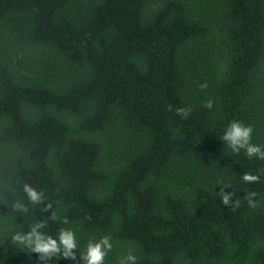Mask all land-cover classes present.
<instances>
[{"label":"trees","instance_id":"trees-1","mask_svg":"<svg viewBox=\"0 0 264 264\" xmlns=\"http://www.w3.org/2000/svg\"><path fill=\"white\" fill-rule=\"evenodd\" d=\"M232 121L264 149V0H0V264H41L12 239L39 221L78 258L110 236L104 264H264V160Z\"/></svg>","mask_w":264,"mask_h":264},{"label":"clouds","instance_id":"clouds-1","mask_svg":"<svg viewBox=\"0 0 264 264\" xmlns=\"http://www.w3.org/2000/svg\"><path fill=\"white\" fill-rule=\"evenodd\" d=\"M200 87L202 89L206 88L207 84H201ZM212 106L213 102L211 100L205 103L206 108L211 109ZM189 112L190 109H177V114L184 118H187ZM252 133L253 128L250 125L246 126L240 121H232L224 132L223 140L228 144L231 150L237 154L240 150H245L249 158L256 157L260 160H264V149H262L260 145H255L251 142ZM242 180L246 183H258L260 177L259 175L245 173L242 176ZM23 191L32 205L44 204V211L52 209L53 205L51 202L45 204L46 198L43 191L29 184L24 185ZM219 194L224 205L227 206L232 204L236 208L240 206L241 201L239 199L232 201L231 193L221 190ZM256 195V192H249L245 197L248 206L252 209L258 206L254 199ZM15 207L17 210L25 213L29 211L28 207L23 203H17ZM50 219H58L55 212H52ZM62 223L68 224L69 221L67 218H64ZM46 227V221H39L31 225L29 231L16 233L12 237L15 242L28 247L31 249L32 253L37 254L41 264H47L48 260L60 255H62L64 260H71L76 262V264H104L108 252L112 249L111 237L106 235L98 241H89L86 251L81 253L78 258L76 254L78 242L76 233L72 228H60L58 236L54 238L52 235L43 231ZM136 260L137 257L130 251L126 256L120 259L119 264H136Z\"/></svg>","mask_w":264,"mask_h":264}]
</instances>
